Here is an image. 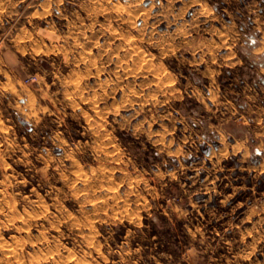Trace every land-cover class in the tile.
<instances>
[{
    "label": "rangeland",
    "instance_id": "374dc122",
    "mask_svg": "<svg viewBox=\"0 0 264 264\" xmlns=\"http://www.w3.org/2000/svg\"><path fill=\"white\" fill-rule=\"evenodd\" d=\"M0 245L264 264V0H0Z\"/></svg>",
    "mask_w": 264,
    "mask_h": 264
},
{
    "label": "bare ground",
    "instance_id": "6f19581e",
    "mask_svg": "<svg viewBox=\"0 0 264 264\" xmlns=\"http://www.w3.org/2000/svg\"><path fill=\"white\" fill-rule=\"evenodd\" d=\"M203 9V8H202ZM78 175H79V173H78ZM80 177V176H79ZM8 205V204H7ZM8 216V215H7ZM8 218V217H7ZM10 220V219H9ZM88 223V222H87ZM86 224V223H85ZM80 225V224H79ZM81 226V225H80ZM86 227V226H85ZM16 238V237H15ZM85 238V237H84ZM87 239V238H86ZM14 240V239H13ZM2 241V240H1ZM4 242H5V240H4ZM7 242V241H6ZM5 242V243H6ZM10 242V241H9ZM87 242V241H86ZM92 242V241H91ZM90 243V242H89ZM2 244V243H1ZM11 244V243H10ZM96 245V244H95ZM97 245H98V243H97ZM3 246V245H2ZM5 246H7V244L5 245ZM4 246V247H5ZM18 246V245H17ZM0 247H1V245H0ZM3 247V248H4ZM6 248V247H5ZM89 248V247H88ZM5 250V249H4ZM10 250V249H9ZM17 250V249H16ZM93 251V250H92ZM85 253V252H84ZM9 255H10V253H9ZM18 256V255H17ZM69 257V256H68ZM72 257V256H71ZM75 257V256H74ZM77 258V257H76ZM82 259V258H81ZM67 260V259H66ZM79 260V259H78ZM75 263V262H74ZM80 263V262H79ZM85 264V263H84Z\"/></svg>",
    "mask_w": 264,
    "mask_h": 264
}]
</instances>
